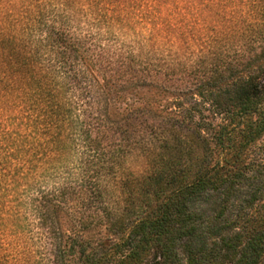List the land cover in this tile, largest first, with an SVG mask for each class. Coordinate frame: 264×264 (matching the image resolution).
I'll return each instance as SVG.
<instances>
[{
    "label": "trees",
    "instance_id": "1",
    "mask_svg": "<svg viewBox=\"0 0 264 264\" xmlns=\"http://www.w3.org/2000/svg\"><path fill=\"white\" fill-rule=\"evenodd\" d=\"M175 1L0 0V201L78 151L35 237L0 208V264H264V0L209 35Z\"/></svg>",
    "mask_w": 264,
    "mask_h": 264
},
{
    "label": "rangeland",
    "instance_id": "2",
    "mask_svg": "<svg viewBox=\"0 0 264 264\" xmlns=\"http://www.w3.org/2000/svg\"><path fill=\"white\" fill-rule=\"evenodd\" d=\"M189 3H191L189 5ZM192 5V6H191ZM192 10L190 15L188 16V20L192 23H195L193 26V33H198V31L204 32V27L207 29V35L210 34V28L213 26H222V23L227 19L226 16L220 14L219 11L214 8L210 2H206V0H176L171 4H163L160 5L161 15L162 17H173L174 13H177L178 16L184 14L187 11V8ZM241 6V4L239 5ZM170 14V15H169ZM197 22V23H196ZM202 22V23H201ZM138 34H142L137 36L136 38H132L133 35L130 33L127 34V38L125 40L126 43L137 41V39H141V36H146V31H140L139 26L134 27ZM199 38H203V36H199ZM205 38V37H204ZM134 39V40H133ZM194 42H191L192 46L187 49L182 48L179 50V53L188 54L192 50L196 49L197 45L194 46ZM163 50V48H161ZM226 53L228 58L233 59L235 56L234 49H226ZM163 84L168 85V82L164 81ZM69 149V150H68ZM78 154L76 146L72 145L65 149V156L64 159L57 163H40L31 169V183L25 186L24 184H18L15 187H12L5 194V200L9 202H4L3 200L0 201V208L4 210V206L10 208L13 207V210L18 211L21 215L22 223L21 227L24 232V235L27 238H32V236L36 233V227L33 224V216L28 209V198L36 194L37 191H46L52 189L55 185L60 182H66L67 180L72 177L75 173V165H76V156ZM143 161L142 159L136 155L131 154L127 160L123 163V169L130 172H140L143 168ZM35 237V236H34Z\"/></svg>",
    "mask_w": 264,
    "mask_h": 264
}]
</instances>
